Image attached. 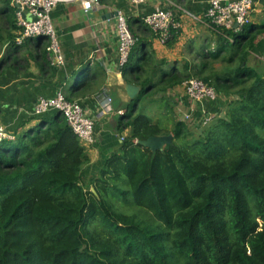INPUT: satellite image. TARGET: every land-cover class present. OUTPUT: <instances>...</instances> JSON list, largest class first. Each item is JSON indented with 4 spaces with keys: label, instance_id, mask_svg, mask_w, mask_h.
<instances>
[{
    "label": "trees",
    "instance_id": "trees-1",
    "mask_svg": "<svg viewBox=\"0 0 264 264\" xmlns=\"http://www.w3.org/2000/svg\"><path fill=\"white\" fill-rule=\"evenodd\" d=\"M0 17L8 25L0 46L12 49L0 58L2 73L18 63L20 46L7 0ZM211 31L219 42L206 55L227 52V63H237L214 79L191 67L185 80L213 87L217 99L207 103H221L196 133L168 114L164 125L144 113L184 78L158 69L165 61L136 36L138 51L122 70L141 90L116 125L119 136L128 134L87 181V147L58 112L37 115L34 127L0 142V264H264V65H248L264 22L240 33ZM41 62L49 65L44 54ZM170 134L162 150L137 144Z\"/></svg>",
    "mask_w": 264,
    "mask_h": 264
},
{
    "label": "crops",
    "instance_id": "crops-1",
    "mask_svg": "<svg viewBox=\"0 0 264 264\" xmlns=\"http://www.w3.org/2000/svg\"><path fill=\"white\" fill-rule=\"evenodd\" d=\"M158 7L180 15L182 31L171 47L159 44L156 39L151 38L148 31L141 30V23L136 22H142L143 15ZM182 10L201 17L204 5L192 0H145L143 5L132 8L127 0H101L98 7L87 12L78 3L55 6L51 12V20L62 50L64 65L53 68L42 64L43 54L48 62L46 41L43 38L25 42L13 54L19 65L16 63L14 67L0 72V125L5 129L6 138H12L37 124L35 107L39 98H52L63 91L69 100L82 106L85 114L95 124V145L87 147L90 157V163L84 171L87 181L97 172L102 161L119 146L120 134L116 131L117 122H113V116L122 115L118 112L124 113L132 100L126 93V85L138 86L133 82H126L130 77L123 75L119 65L116 12L126 15L138 37L150 41L156 59L170 63L183 58L180 56L179 46L182 38L190 33V28L207 27L203 20L194 26L190 17L182 14ZM9 50L12 53V49ZM2 68L0 66V70ZM158 76L160 78L159 74ZM158 80L154 78L155 82ZM168 92L165 104L170 105V112L178 117L176 121H183L181 114H189L198 119L202 110L217 112L221 104L195 103L187 97L183 86H176ZM154 120H158L157 117ZM26 121L28 122L23 127ZM127 134L128 131L125 130L121 136L126 137Z\"/></svg>",
    "mask_w": 264,
    "mask_h": 264
},
{
    "label": "built area",
    "instance_id": "built-area-1",
    "mask_svg": "<svg viewBox=\"0 0 264 264\" xmlns=\"http://www.w3.org/2000/svg\"><path fill=\"white\" fill-rule=\"evenodd\" d=\"M15 9V39L16 46H22L32 39L43 38L46 41V56L49 65L53 68H61L64 65V58L57 34L52 24L51 12L58 4L78 3L84 11L98 7L101 0H7ZM132 8H137L145 3V0H127ZM195 3L204 5L201 17L188 10H182V14L192 18L194 21H204L205 25L214 31L242 32L250 23L252 15L260 13L257 7L264 6V0H192ZM116 31L118 40V60L123 68L136 46L138 38L132 33L128 19L120 11L116 12ZM142 23L153 33L159 44L166 46L174 37L181 34L182 22L180 15L172 10L161 7L145 14L141 18ZM185 93L195 103L215 101L217 95L213 87L208 86L202 80L191 77L182 83ZM108 107V111H109ZM48 112H58L65 119L66 123L86 147L95 145V124L89 118L82 106L76 101L67 99L63 91H59L52 98H39L35 107L36 115H43ZM123 114V112H118ZM212 113L207 115L202 110L203 121ZM186 120L190 119L189 114L183 115ZM182 118V119H183ZM183 119V121H185ZM11 138V137H10ZM6 139L3 126L0 125V142ZM124 137H120V142Z\"/></svg>",
    "mask_w": 264,
    "mask_h": 264
},
{
    "label": "rangeland",
    "instance_id": "rangeland-1",
    "mask_svg": "<svg viewBox=\"0 0 264 264\" xmlns=\"http://www.w3.org/2000/svg\"><path fill=\"white\" fill-rule=\"evenodd\" d=\"M257 10H261L260 13H254L252 15V23L253 24H260L264 22V6H259L257 7ZM193 25L195 26V23L197 21H194L192 18ZM8 25L6 24L5 20L0 17V34L3 36L5 35L7 31ZM190 33H187L183 38H182V44L179 46V51H180V56L183 58H178L175 62L167 61V63L163 64V66L158 65V69L161 70H168V73H172L173 70L176 69V72L179 73L184 79H186L187 76L189 75H194V69L191 67H195V69H201L200 71L202 72V75L199 77L204 78V77H209L210 79H214L215 75H221L223 71L226 69H231L236 66V61L233 63H227V59L229 54L227 52H221L218 54V57H208L206 55V50L209 48L210 51H214L216 49V46L218 45V38L217 35H215L211 29L206 27V29L203 28H198V29H193L190 28ZM135 33V32H134ZM136 34V33H135ZM137 36V34H136ZM138 37V36H137ZM208 37V38H207ZM167 46V45H166ZM173 46V45H172ZM215 48V49H214ZM8 47L7 44H4L3 46H0V58H3L9 53H11V50ZM138 51V46L133 48V51L131 53H136ZM156 59V58H155ZM159 61V59H156ZM178 61V62H177ZM152 62L149 61L148 64H146V69L149 71V75L151 74V67H152ZM248 65L254 68H258L259 70L263 67L264 65V38L261 39V43L258 46L256 50L253 51V54L251 53L249 58H248ZM160 66V67H159ZM171 66V69L169 68ZM170 69V70H169ZM158 73L155 78L159 79ZM182 81V83L184 82ZM182 83L179 86H182ZM162 86V85H161ZM159 85V87H161ZM159 89V88H158ZM157 89V90H158ZM156 90V92H158ZM169 90V89H168ZM166 92V96L169 94V92ZM152 94L154 93V90L151 92ZM161 93V92H160ZM160 96V94H158ZM152 98H155L156 100L159 98L157 95L153 94ZM167 98V97H166ZM172 105H175L174 103H171ZM168 105L165 104V101L157 100L155 103L152 105H147L144 109V113L152 117V119H157L162 122L164 125H167L166 122V114L169 116V120L174 122L178 117H174V114L170 112L171 108ZM168 111V113H166ZM219 111V110H218ZM217 111V112H218ZM217 112H213L209 117L205 118L203 121V118H192L190 116V119L186 120L183 118L181 114V119H185V124L187 127L190 129V131L196 133L203 127H207L212 123V120L215 118L217 115ZM180 115V114H179ZM119 119L118 115L113 116V122H117ZM162 124V125H163ZM200 125L201 128L198 126ZM172 126V125H171ZM123 137V136H119Z\"/></svg>",
    "mask_w": 264,
    "mask_h": 264
},
{
    "label": "water",
    "instance_id": "water-1",
    "mask_svg": "<svg viewBox=\"0 0 264 264\" xmlns=\"http://www.w3.org/2000/svg\"><path fill=\"white\" fill-rule=\"evenodd\" d=\"M126 93L130 99L135 98V96L139 93L140 87L135 85H126L125 87ZM172 143V135H163V136H153L149 137L143 141H137V144L142 147L148 148L151 151L162 150L165 146L170 145ZM91 191L95 193L92 188Z\"/></svg>",
    "mask_w": 264,
    "mask_h": 264
}]
</instances>
